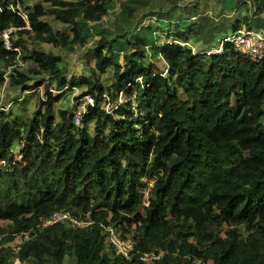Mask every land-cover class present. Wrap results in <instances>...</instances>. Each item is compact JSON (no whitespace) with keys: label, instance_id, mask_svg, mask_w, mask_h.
Instances as JSON below:
<instances>
[{"label":"trees","instance_id":"obj_1","mask_svg":"<svg viewBox=\"0 0 264 264\" xmlns=\"http://www.w3.org/2000/svg\"><path fill=\"white\" fill-rule=\"evenodd\" d=\"M29 1L0 0V85L18 56L1 40L12 28L18 58L30 65L29 75L14 71L12 89L84 87L95 104L81 127L69 109L55 121L62 95L37 96L27 119L0 111V221L8 223L0 243L27 236L15 255L22 264H144V254L152 264H264V61L231 45L202 53L239 26L264 30V0H214L204 13L200 0L149 12L131 0L110 27L102 23L113 0ZM24 36L68 53L97 37L88 76L67 80L64 57L29 50ZM120 93L124 102L109 113ZM56 213L88 226L45 225ZM109 227L133 242L130 260L106 245ZM12 257L0 248V264Z\"/></svg>","mask_w":264,"mask_h":264},{"label":"rangeland","instance_id":"obj_2","mask_svg":"<svg viewBox=\"0 0 264 264\" xmlns=\"http://www.w3.org/2000/svg\"><path fill=\"white\" fill-rule=\"evenodd\" d=\"M36 0H31L29 1V3H27L28 7H31V5L35 2ZM92 1V0H91ZM128 1L131 0H113V8L110 10L109 12V16L105 17L103 19V23L106 26H111L113 22H115V20L117 19V15L120 12L121 6L123 3H127ZM138 2H140V5L145 6V7H150L149 11H153V10H158L160 11V9H167V0H136ZM199 3L198 0H194V2ZM214 0H200V4L201 7L203 8V13H204V8L207 9L206 7L208 6V3H213ZM180 6H184L185 8L190 6L191 4L189 3H182L179 4ZM21 11L25 13V9L24 7H20ZM163 12V11H162ZM148 13H146L145 15H147ZM262 19H264V14H262L260 16ZM43 20L46 23H49L50 26L53 28V30L57 31V32H61V33H68L71 35L70 33V29L71 26H64L61 23H59L58 21H56L53 17H45L43 18ZM121 20V19H120ZM148 20H152V19H148ZM190 23H195L197 22L196 19L193 18V20H190ZM121 22V21H120ZM119 22V23H120ZM174 23H176V21H173ZM125 24V20L122 21L121 25ZM231 34V33H230ZM15 40L17 39V37L14 38ZM23 39L26 41L27 45L26 47L29 50H38L40 52H44V53H55L57 54L59 52V54L62 55V57H64L65 63L67 64V72H66V79L67 80H71V79H80L82 76H88L89 74V64H91L92 61V48L93 46L96 44L97 42V37L95 36H91L89 37L86 43V46L82 49H78L76 52L71 53V52H64V51H56L54 50V48L45 45L43 43L40 42H36L33 41L32 38L24 36ZM164 42L167 41L170 42V40H168L166 37L163 40ZM172 42H174V40H171ZM177 44H179L180 46L186 47V48H190L192 47V51H198L200 49H195V47L193 46L192 43L190 42H178L175 41ZM187 44V45H186ZM20 51V49H19ZM24 63V62H23ZM154 64L156 66H158L160 71H164L166 65L163 63V61L161 59L154 61ZM30 65L28 62L24 63V67L22 68L21 73L29 75L27 70L29 69ZM102 81L103 84L105 86H108L111 83V77L110 75H105L102 77ZM33 82V81H32ZM32 84V83H30ZM49 84V85H48ZM48 85V88L46 87ZM43 96L42 93H36L35 95H29V97H27L25 99V101H16V99L21 98L22 96H25L24 93H22L21 91H19V88L14 90L10 87L9 83L6 84L5 82L0 85V111L1 110H6V112L11 111L16 113L22 120L23 119H27L30 118L31 114L33 112L36 111V99L37 96L38 98H43V100L45 99V96L47 94H50V90H56L54 88V85H50V83L45 82L43 83ZM68 88L71 89V87L69 85H67ZM67 90L64 93H62V99L55 103L53 105V114L55 117V121L59 120V116H58V112L61 110H71V99L73 97L79 96L80 94H82L83 92H85V88L84 87H79V88H72L73 90ZM42 90V89H41ZM52 95V94H51ZM106 110L110 111V107L105 106ZM91 129V128H90ZM19 145H16V147ZM18 151V148L17 150ZM8 224L4 223V222H0V228H7ZM119 233V232H118ZM120 234V233H119ZM2 239V238H1ZM27 239V236L24 237H17L13 242H8V243H0V248L3 249H8L11 251V253L13 254V262L14 264H22L19 261H16L15 258V254L17 252V248L20 246V244L25 241ZM108 241L106 240V243ZM201 261L198 259L197 263H200ZM64 264H75V262L70 259L67 258L65 260Z\"/></svg>","mask_w":264,"mask_h":264},{"label":"built area","instance_id":"obj_3","mask_svg":"<svg viewBox=\"0 0 264 264\" xmlns=\"http://www.w3.org/2000/svg\"><path fill=\"white\" fill-rule=\"evenodd\" d=\"M68 2H75L79 0H61ZM23 19L26 21V15L20 13ZM28 28V27H27ZM14 29L9 28L6 32L1 35V40L3 42L4 48L8 51H12L19 56V48L14 47L11 41V34ZM187 45V44H186ZM225 45H231L236 52L244 55L253 62L264 61V30H259L256 28H249L244 25L239 26L230 36L223 39L217 48H212L209 51L202 52L207 55L210 54H220ZM18 56L13 61V64L5 69L2 79L5 83H8L10 78L13 76L16 69L20 70L24 67V63L18 58ZM74 114L73 121L75 124H80V119L82 114L85 112L87 105H94V100L90 96L83 97L74 101L73 103ZM111 242L119 249L120 253L124 256L127 255L130 249L129 244L121 243L113 234H111ZM150 259L146 258L144 261L148 262Z\"/></svg>","mask_w":264,"mask_h":264},{"label":"clouds","instance_id":"obj_4","mask_svg":"<svg viewBox=\"0 0 264 264\" xmlns=\"http://www.w3.org/2000/svg\"><path fill=\"white\" fill-rule=\"evenodd\" d=\"M59 1H61V0H59ZM80 1H83V0H79V1H75V2H71V3H77V2H80ZM62 2H68V1H62ZM17 9V11H16V13L22 18V16L20 15V13H23L24 15H26V28L28 27V22H27V20H28V18H27V14H26V11H25V13L24 12H22L21 11V9L20 8H16ZM23 19V18H22ZM24 21H25V19H23ZM247 27V26H246ZM27 29H29V27L27 28ZM233 32V31H232ZM231 34H229L228 36H230ZM227 36V37H228ZM225 39V38H224ZM223 40V39H222ZM222 40H220L219 41V43L222 41ZM168 43H172V42H168ZM219 43H218V45H219ZM218 45H217V47H218ZM217 47H215V48H217ZM210 49H212V48H210ZM209 49V50H210ZM208 50V51H209ZM206 52V51H205ZM8 68V67H7ZM6 68V69H7ZM18 70V69H17ZM19 72H21L22 71V69H20V70H18ZM165 71H166V68H165V70L163 71V75H165ZM4 72H5V69L2 71V73L4 74ZM137 82L139 83V82H141V78H138L137 79ZM3 83H4V80H3ZM8 83H10V80H9V82ZM8 83H6V84H8ZM42 89V90H41ZM67 90H69V88L67 87V86H64L63 88H61V90H50L49 92H50V94H52L53 96H59V95H62V93H64L65 91H67ZM32 92H36V93H42V96H43V86H41V87H39V88H34L33 90H31L30 92H24V94H25V96H29ZM29 94V95H28ZM32 95V94H31ZM25 96H22L21 98H19V101H22V100H24V98H25ZM63 96V95H62ZM86 96H90V95H79V96H76V97H73L72 99H71V112H72V122H73V124L75 125V126H77V127H81L82 125H81V119H82V117L86 114V111H87V109H88V107H93V106H91V105H87L86 106V109H85V112L82 114V116H81V119H80V124L79 125H77V124H75L74 123V121H73V114H74V108H73V102L74 101H76V100H78V99H81V98H83V97H86ZM90 97H92V96H90ZM93 98V97H92ZM103 98H105L106 100H107V98H106V95H104L103 96ZM93 100H94V98H93ZM124 101H123V99H122V93H120L119 94V96H118V99H117V101H116V103L114 104V105H112V106H108V107H110V111H108L109 113H111L113 110H115L120 104H122ZM94 104H95V102H94ZM1 111H4V112H6L7 111V109L6 110H1ZM9 112V111H8ZM18 155H16V157H17ZM20 158H18V160H19ZM2 165H3V163H2ZM0 222H2V221H0ZM57 222H61V223H68V224H73V225H75L76 227H86V226H88V223H78V222H76L75 220H73L72 219V217H71V215H69L68 213H56V214H54L46 223H45V225H52V224H55V223H57ZM4 223H6V222H4ZM8 224V223H7ZM105 230V232H106V234H107V236H106V240L108 241L107 243H106V245L107 246H109V247H112L113 248V250H114V253L116 254V255H119L121 258H123V259H125V260H130L131 258H132V256H133V249H134V244H133V242H131L129 239H123V238H121L120 237V234L118 233V230H116V229H114V228H112V227H109V228H105L104 229ZM111 234H113L121 243H123V244H129L130 245V249L128 250V253H127V255L126 256H124L123 254H121L120 253V251H119V249L111 242ZM20 237H22V236H20ZM24 237V236H23ZM1 238H3V236L2 235H0V242H1ZM27 240V239H26ZM106 240H105V242H106ZM22 244V243H21ZM20 244V245H21ZM19 249H20V246L17 248V252L19 251ZM17 252H16V254H17ZM15 254V255H16ZM13 259H14V257H12ZM146 258H148V259H150L148 262H146V261H144ZM12 259V260H13ZM140 262H143L144 264H152L153 263V261L154 260H156V257L154 256V255H146V254H144V255H142L139 259H138ZM16 261H18L17 259H16ZM13 264H14V262H13Z\"/></svg>","mask_w":264,"mask_h":264},{"label":"crops","instance_id":"obj_5","mask_svg":"<svg viewBox=\"0 0 264 264\" xmlns=\"http://www.w3.org/2000/svg\"><path fill=\"white\" fill-rule=\"evenodd\" d=\"M259 30H262V29H259Z\"/></svg>","mask_w":264,"mask_h":264}]
</instances>
